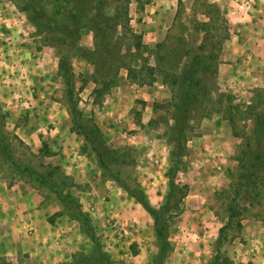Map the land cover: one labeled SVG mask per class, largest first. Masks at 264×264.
<instances>
[{
  "label": "rangeland",
  "instance_id": "1",
  "mask_svg": "<svg viewBox=\"0 0 264 264\" xmlns=\"http://www.w3.org/2000/svg\"><path fill=\"white\" fill-rule=\"evenodd\" d=\"M25 1L0 0L3 131L14 159L54 180L73 198L91 218L102 250L123 264H152L158 253L154 221L101 168L91 145L77 132L59 60L63 55L71 58L81 117L100 130L114 171L130 186H141L159 208L174 161L169 143L173 121L167 111L173 91L159 74L152 84L142 85L126 68L110 71L120 56L137 69L142 63L131 57L127 29L116 21L110 27L103 18L101 27L94 28L90 18L100 11L114 18L119 7L145 45L156 48L163 43L165 52L183 46L193 57L207 54L199 49L208 43L199 28L216 17L207 7L219 15L216 23L211 21L217 30L207 45L219 53L209 85L234 97L233 104L240 108L237 127L220 113L195 124L175 180L187 186L186 195L167 216L170 250L165 263L211 264L228 223L232 187L242 174L243 138L253 135L254 120L244 111L255 91L264 89V0H41L47 15L67 27L59 36H65L63 46L51 29L42 33L33 25L21 9ZM78 9L87 19L75 24L71 14ZM148 64L155 67V58L149 57ZM251 197L240 198L249 209L241 227L235 221L224 232L221 256L229 264H264V201L251 206ZM70 213L53 192L0 153V264H74L92 255L85 228Z\"/></svg>",
  "mask_w": 264,
  "mask_h": 264
},
{
  "label": "trees",
  "instance_id": "2",
  "mask_svg": "<svg viewBox=\"0 0 264 264\" xmlns=\"http://www.w3.org/2000/svg\"><path fill=\"white\" fill-rule=\"evenodd\" d=\"M41 0H26L21 9L28 12L30 20L33 25L44 33L46 30L51 29L52 34L58 35L57 43L61 46L65 43V36L59 38L61 34L67 33V27L57 22L56 18L52 15L48 16L44 6H42ZM208 8L209 15H216V19L210 20L208 23L200 25L199 31H203L206 35L203 41H211L214 39V34L211 32L217 30L214 22L219 20V15L214 9ZM117 14L114 18L105 16L101 11L98 15L91 16L92 27H101V19L112 27L111 22L116 21L115 25L122 26L123 29H127V32L131 34V50H134V54L131 53V57L139 59L142 63L140 69L126 62V58L120 56L115 59L110 65V71H117L119 68H126L129 72L128 75L136 82L142 85H150L154 82L156 74L162 75L164 82L168 84L172 91V100L168 104V113L173 121L172 125H169L170 136L169 143L171 144V155L174 158L173 164L169 172V185L165 196V202L161 207H155L141 186H130L120 174L114 171L112 168V158L110 151L105 146V141L97 126H92L81 117V113L78 107V99L76 95V82L74 68L69 55H63L59 60L58 69L59 74L64 83V94L66 103L69 109V114L72 118V122L77 129V132L82 135L85 140L91 145L95 152L101 168L116 181L118 185L142 208L152 215L154 221V229L158 241L157 256L153 260L152 264H165L170 250V243L168 241L167 230L169 228V215L172 205L180 202L186 195L187 186H180L175 180L182 166V158L186 151V143L190 136L194 133L195 124L201 120L207 119L215 113L222 114L226 120L233 126L237 127L236 116L239 115L240 108L233 104L234 97L228 93L214 92L210 85L209 80L217 72L219 53L214 52V47L208 50V43H203L199 48L203 53L196 54L190 57L191 51L186 47H178L176 49L164 51V44H158L156 48H151L145 45L141 39L131 30L130 20L128 14L123 16L119 12L120 8L117 7ZM122 10V9H121ZM90 15V14H88ZM72 20L75 24H78L82 20L87 19V14L78 9L71 14ZM43 19V20H42ZM214 21V22H211ZM228 29L225 33V40L228 36ZM127 37H130V35ZM56 37V36H55ZM126 37V36H125ZM122 39V38H121ZM183 43L185 42L182 39ZM184 45V44H183ZM173 56L179 57L175 62ZM103 57V56H102ZM149 57H154L156 66H149ZM190 57L187 61H183L185 58ZM96 64V62H95ZM98 66V65H97ZM116 73H114L116 75ZM111 83L107 81L109 86ZM246 116L254 120V130L252 137L243 138L245 142L241 146L239 155L241 176L240 180L232 187L233 199L228 208V223L221 229L219 241L217 243L216 253L211 264H229L227 258H222L221 249L224 243V232L228 228L234 226L235 221L237 227H241V217L249 209L240 204V198H243V194L252 195L250 205L255 206L262 204L264 201V89L256 90L251 102L246 106ZM5 115L0 112V153L5 159L11 163L19 172L31 177L44 187H47L53 192L58 200L70 210V214L76 220H78L85 228L92 244L93 252L90 256H82L77 259L74 264H123L112 260L109 255L102 250L101 241L95 231L91 218L81 210V207L77 202L65 194L62 189L55 183L54 180L39 174L31 166L22 165L18 163L13 157V148L10 139L3 131L5 126ZM169 123V122H168Z\"/></svg>",
  "mask_w": 264,
  "mask_h": 264
}]
</instances>
